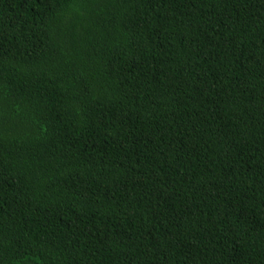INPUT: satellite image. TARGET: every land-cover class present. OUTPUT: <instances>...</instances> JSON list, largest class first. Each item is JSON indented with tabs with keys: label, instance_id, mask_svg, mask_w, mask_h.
<instances>
[{
	"label": "trees",
	"instance_id": "obj_1",
	"mask_svg": "<svg viewBox=\"0 0 264 264\" xmlns=\"http://www.w3.org/2000/svg\"><path fill=\"white\" fill-rule=\"evenodd\" d=\"M0 264H264V0H0Z\"/></svg>",
	"mask_w": 264,
	"mask_h": 264
}]
</instances>
